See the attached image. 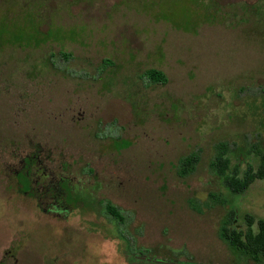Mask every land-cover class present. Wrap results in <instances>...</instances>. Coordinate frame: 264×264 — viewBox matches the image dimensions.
<instances>
[{
  "label": "rangeland",
  "instance_id": "obj_1",
  "mask_svg": "<svg viewBox=\"0 0 264 264\" xmlns=\"http://www.w3.org/2000/svg\"><path fill=\"white\" fill-rule=\"evenodd\" d=\"M220 141L258 167L264 0H0V264H253L218 228L264 179L229 192Z\"/></svg>",
  "mask_w": 264,
  "mask_h": 264
},
{
  "label": "trees",
  "instance_id": "obj_2",
  "mask_svg": "<svg viewBox=\"0 0 264 264\" xmlns=\"http://www.w3.org/2000/svg\"><path fill=\"white\" fill-rule=\"evenodd\" d=\"M145 77L152 82L164 83V73L155 68L146 70ZM230 151L225 141L215 145V154L210 162L212 172L217 176L222 185L233 194L243 193L256 179H264V152L256 150L259 164L256 169L248 166L240 175L237 168L230 166L227 156ZM197 156L194 152L182 157L178 163V174L183 177L194 170ZM106 212L115 220H120V211L111 203L105 204ZM245 227L234 226L233 214L230 213L219 225L218 236L242 258L249 259L253 264H264V219L254 218L251 214L243 215ZM256 223V229L253 224Z\"/></svg>",
  "mask_w": 264,
  "mask_h": 264
}]
</instances>
